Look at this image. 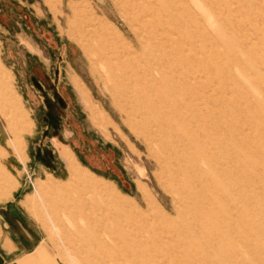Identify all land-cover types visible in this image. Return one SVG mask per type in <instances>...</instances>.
<instances>
[{
  "label": "rangeland",
  "instance_id": "obj_1",
  "mask_svg": "<svg viewBox=\"0 0 264 264\" xmlns=\"http://www.w3.org/2000/svg\"><path fill=\"white\" fill-rule=\"evenodd\" d=\"M0 71L28 121L0 205L44 264H80L92 227L42 203L56 147L127 199L140 264H264V0H0Z\"/></svg>",
  "mask_w": 264,
  "mask_h": 264
},
{
  "label": "bare ground",
  "instance_id": "obj_2",
  "mask_svg": "<svg viewBox=\"0 0 264 264\" xmlns=\"http://www.w3.org/2000/svg\"><path fill=\"white\" fill-rule=\"evenodd\" d=\"M96 32L102 33L99 29H96L95 33ZM1 74L0 71V80L2 78ZM161 95L162 94H160V96ZM167 96L169 97L170 95ZM27 124L28 121L26 116H23L20 111L16 112L12 110L11 113L7 110L0 111V155L6 156L11 161L12 159H23L22 135L23 132L28 129ZM56 154L64 164L67 174L66 180L57 182L45 177L39 185L40 190L45 196L43 199L44 202L42 203L45 205L44 207H46L50 219L56 217L60 220L61 214L70 220H79V223L72 221L74 224H77H73L75 226V231L71 230L73 232L71 235L77 236L84 233L86 224L92 225L88 235H85L88 238V242L78 247L80 264H140L138 258L141 254V247H139V245H130L129 240L131 238L129 235H131V231L128 230L125 225V222L131 219L129 210L132 209L127 199L118 195L117 192L115 193L111 184L109 185V183L96 179L91 173L78 167L68 154L66 148L56 147ZM160 157L163 158L162 155H160ZM19 162L22 161L19 160ZM5 174L6 169L4 163L0 162V181L3 180L2 178ZM48 177L50 178V176ZM63 223L64 222H62V224ZM66 228H64L65 231H67ZM137 229L141 232L140 227ZM70 232L67 233V237L71 236ZM66 239H69L68 241L71 240L70 238ZM71 243L72 242H70V244ZM76 246H78V243ZM169 254H171V252ZM91 260H94V262L91 263Z\"/></svg>",
  "mask_w": 264,
  "mask_h": 264
},
{
  "label": "crops",
  "instance_id": "obj_3",
  "mask_svg": "<svg viewBox=\"0 0 264 264\" xmlns=\"http://www.w3.org/2000/svg\"><path fill=\"white\" fill-rule=\"evenodd\" d=\"M38 246L16 202L0 205V264H44L47 253Z\"/></svg>",
  "mask_w": 264,
  "mask_h": 264
}]
</instances>
